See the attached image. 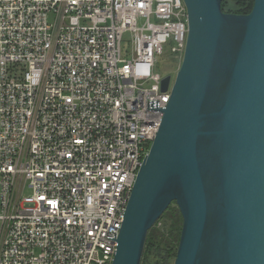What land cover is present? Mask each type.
Returning a JSON list of instances; mask_svg holds the SVG:
<instances>
[{
    "label": "built area",
    "instance_id": "built-area-1",
    "mask_svg": "<svg viewBox=\"0 0 264 264\" xmlns=\"http://www.w3.org/2000/svg\"><path fill=\"white\" fill-rule=\"evenodd\" d=\"M186 40L183 0H0V264H111Z\"/></svg>",
    "mask_w": 264,
    "mask_h": 264
},
{
    "label": "water",
    "instance_id": "water-1",
    "mask_svg": "<svg viewBox=\"0 0 264 264\" xmlns=\"http://www.w3.org/2000/svg\"><path fill=\"white\" fill-rule=\"evenodd\" d=\"M221 1L183 0L185 51L111 264H140L173 202L182 217L173 264H264V0L247 14Z\"/></svg>",
    "mask_w": 264,
    "mask_h": 264
},
{
    "label": "rangeland",
    "instance_id": "rangeland-1",
    "mask_svg": "<svg viewBox=\"0 0 264 264\" xmlns=\"http://www.w3.org/2000/svg\"><path fill=\"white\" fill-rule=\"evenodd\" d=\"M233 1L235 0H230L228 3H231ZM48 21L51 23L53 22V15H48ZM122 47L124 50L128 49L126 43H122ZM166 67L171 71L170 75H171V80L173 81L178 68L176 65H166ZM162 70H164L163 66L161 67L160 72H162ZM170 206L171 209L169 211L176 213L178 208L175 205V203L171 204ZM181 221H182V217H181ZM155 227H156L155 229L158 230V233H156L152 242L153 247L155 249L152 248L151 250H149L147 264H158V263L173 264L178 246L179 237L177 239V236L175 235L173 241L170 242V244L168 245L167 240L165 238L169 237L170 221L160 220ZM177 231L178 229L176 230V234Z\"/></svg>",
    "mask_w": 264,
    "mask_h": 264
},
{
    "label": "trees",
    "instance_id": "trees-1",
    "mask_svg": "<svg viewBox=\"0 0 264 264\" xmlns=\"http://www.w3.org/2000/svg\"><path fill=\"white\" fill-rule=\"evenodd\" d=\"M229 1L230 0H222L221 1L222 11L235 13V14H247L251 11L254 0H235L231 3H228ZM170 205L167 207V209L159 217V219L156 221V223L148 231L140 264H147L149 250H151L152 248L155 249L153 247L152 242H153V239H154L156 233H158V230L155 229L156 228L155 226L160 220L170 221L169 237L165 238L167 240L168 245L170 244V242L173 241L175 235L177 236V239L180 236V230H181V224H182L181 214H180L178 209H177L176 213L169 211L171 209ZM177 229H178V231L176 234ZM164 246H165V244H164ZM158 264H161V263H158Z\"/></svg>",
    "mask_w": 264,
    "mask_h": 264
}]
</instances>
